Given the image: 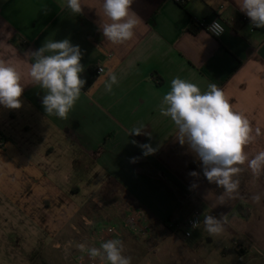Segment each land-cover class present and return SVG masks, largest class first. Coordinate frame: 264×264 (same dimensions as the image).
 <instances>
[{"label":"crops","instance_id":"1","mask_svg":"<svg viewBox=\"0 0 264 264\" xmlns=\"http://www.w3.org/2000/svg\"><path fill=\"white\" fill-rule=\"evenodd\" d=\"M66 3L0 0V60L17 68L24 86L19 109L0 105V264H75L76 253L100 247L93 236L106 227L118 229L131 264H230L234 253L238 264H264V172L240 166L229 198L160 111L173 78L202 91L215 83L251 123L255 139L246 151H264V28L253 27L236 0H134L143 22L133 39L113 44L100 30L109 22L103 0H81L80 14ZM216 18L226 27L220 40L205 28ZM65 38L81 49L86 81L66 120L46 114L26 55ZM110 71L118 84L108 92ZM141 125V135H129ZM141 144L154 153L144 155ZM192 197L204 215L185 239L170 225L186 220ZM136 208L146 212L147 236L124 228ZM221 214L220 235L196 236L206 216ZM230 241V252L200 247Z\"/></svg>","mask_w":264,"mask_h":264},{"label":"clouds","instance_id":"2","mask_svg":"<svg viewBox=\"0 0 264 264\" xmlns=\"http://www.w3.org/2000/svg\"><path fill=\"white\" fill-rule=\"evenodd\" d=\"M134 0H103V13L109 22H101L103 37L113 44H123L134 37V29L142 19L132 10ZM255 28H264V0H236ZM66 7L72 13L83 11L81 0H67ZM209 30L216 35L223 32L219 22H213ZM31 57L29 76L34 85L44 90L42 105L47 115L67 119L70 111L80 98L81 89L86 81L81 78L84 66L81 64L82 52L67 38L47 40L37 50L27 53ZM106 91L111 92L118 84L114 72H109ZM21 73L16 67L0 60V105L8 109H19L24 86ZM161 115L170 117L177 128V140L187 144L190 151L202 164L204 177L221 187L229 198L237 193L239 181L235 177L241 172L242 165L254 175L264 172V151L251 154L246 148L255 139L253 128L247 116L235 111L222 88L215 83L202 91L195 83L179 77L171 81V89L164 96ZM144 125L134 128L129 135H141ZM259 134V129L256 130ZM133 143H137L133 141ZM144 155L154 153L149 144L139 145ZM135 158H133V161ZM191 176L198 173L191 172ZM258 200L259 197H256ZM199 223L194 221L193 225ZM205 230L219 235L225 230L227 218L208 215L203 220ZM83 243L78 248L83 251ZM123 241L108 239L100 247H91L88 254L98 258L100 264H131V257L124 254Z\"/></svg>","mask_w":264,"mask_h":264},{"label":"built area","instance_id":"3","mask_svg":"<svg viewBox=\"0 0 264 264\" xmlns=\"http://www.w3.org/2000/svg\"><path fill=\"white\" fill-rule=\"evenodd\" d=\"M219 22L221 27L223 28V32L219 35H216L215 33L211 32L209 30L210 25H212L213 22ZM206 31L215 39L220 40L224 34L226 33V27L224 22L220 18H216L211 23L206 24L205 26ZM97 73L99 75L105 73L104 68L99 67L97 69ZM192 203L194 204V208L191 211V213L188 215L186 220L179 225H170V230L175 235H181L185 239L191 238L194 233L200 228L202 223V217L204 215V212L202 211V206L199 200L196 197L191 198ZM146 212L142 209L136 208L130 211V213L125 217L124 219V228L128 230L129 232L138 235V236H147L150 232L149 226L147 225L146 221ZM199 221V223L193 225L194 221ZM120 235V232L118 229L114 227H106L102 230L96 232L94 234V240L101 245L102 242L118 238ZM79 264H100L98 258H91L88 254V252L83 253L79 258ZM106 264V261H105ZM246 264V263H244Z\"/></svg>","mask_w":264,"mask_h":264},{"label":"rangeland","instance_id":"4","mask_svg":"<svg viewBox=\"0 0 264 264\" xmlns=\"http://www.w3.org/2000/svg\"><path fill=\"white\" fill-rule=\"evenodd\" d=\"M220 235V234H219ZM226 235V234H225ZM196 236H202V237H205V236H208V237H212V234H209L206 230H205V226L203 225L202 227H201V229L197 232V234H196ZM217 242H215L214 244H210V243H205L204 245H200V247H202L203 249H204V252L205 253H210V252H214V250H215V247L216 246H219V247H221V248H226L227 249V252H230V250L231 249H233V244H232V242L230 241V242H225V243H223V244H219V245H217L216 244ZM231 252H233V251H231ZM261 256H263V258H264V253H262L261 251L260 252H258ZM77 254V256H76V260H75V264H79V258H80V256L83 254V253H76ZM138 262H140V261H138ZM230 264H238V262H237V257H236V255H235V253H234V256H231V258H230V262H229ZM136 264V263H135ZM140 264V263H139ZM198 264H201L200 262H198ZM246 264H248V263H246Z\"/></svg>","mask_w":264,"mask_h":264},{"label":"trees","instance_id":"5","mask_svg":"<svg viewBox=\"0 0 264 264\" xmlns=\"http://www.w3.org/2000/svg\"><path fill=\"white\" fill-rule=\"evenodd\" d=\"M20 46H21V48H24L25 47V45L23 44V43H20ZM91 83H92V79H89L88 81H87V85H91ZM241 207H239L238 208V212L241 214ZM244 217H247V215H243ZM95 231H100V229H96Z\"/></svg>","mask_w":264,"mask_h":264}]
</instances>
